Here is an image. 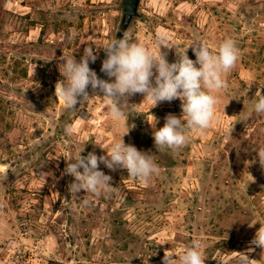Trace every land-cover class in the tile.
<instances>
[{
  "label": "rangeland",
  "instance_id": "374dc122",
  "mask_svg": "<svg viewBox=\"0 0 264 264\" xmlns=\"http://www.w3.org/2000/svg\"><path fill=\"white\" fill-rule=\"evenodd\" d=\"M123 16V0H0V264H163L166 251L178 257L194 241L205 264H235L239 254L226 253L235 248L264 264V249L251 245L264 224V115L254 111L264 95V0H142L126 32L157 53L156 34H166L170 63L176 50L195 61L196 41L217 50L232 37L240 49L217 94L218 119L176 151L157 149L153 133L169 113L181 116L179 99L153 107L135 94L117 124L91 88L74 109L55 96L62 58L79 61L89 45V67L109 79L95 44L115 39ZM126 132L159 174L143 184L100 164L111 193H70L67 159L106 155Z\"/></svg>",
  "mask_w": 264,
  "mask_h": 264
},
{
  "label": "clouds",
  "instance_id": "9594fccd",
  "mask_svg": "<svg viewBox=\"0 0 264 264\" xmlns=\"http://www.w3.org/2000/svg\"><path fill=\"white\" fill-rule=\"evenodd\" d=\"M156 40L160 44L159 53L150 50L126 31L121 39H112L101 46L94 43L97 50L102 47L106 54L101 72L108 80L99 78L89 67V63H95L97 59L91 45L85 47L79 61L74 56L62 58L60 72L64 79L57 81L55 96L63 101L65 108L74 109L78 102L84 103L90 99L88 89L91 88L92 97L103 98L109 104V116L117 124L125 116L123 109L129 105L128 99L135 94H143L144 101H152L153 107L161 102L179 99L181 116L178 118L169 113L163 127L153 133L157 149L179 150L189 142L190 132L203 134L218 119L217 94L227 89L225 77L239 60L240 49L232 37L223 39L217 50L196 41L189 46L195 54V61L189 58L187 50H176L177 58L170 63L166 59L167 53L161 52V46L173 47L168 42L169 37L158 32ZM254 111L264 115V95L259 96ZM66 131L71 133L73 129L69 125ZM128 132L112 142L106 155L97 156L89 152L82 156V149L76 156L67 159L71 162L67 163L65 172L74 178L69 185L70 193L76 195L83 190L97 197L111 193L115 189L111 184L112 177L100 170V164L112 171L126 169L128 176L143 184H148L159 174V166L151 155L125 143L123 137ZM257 157L264 166V147H258ZM83 203H89V199L86 198ZM251 245L264 249V224L257 230ZM202 247L200 241H194L185 246L178 257L166 251L163 264H205ZM251 251L252 248L246 252H236L239 255L235 264H262L261 259L249 258Z\"/></svg>",
  "mask_w": 264,
  "mask_h": 264
},
{
  "label": "water",
  "instance_id": "95a60500",
  "mask_svg": "<svg viewBox=\"0 0 264 264\" xmlns=\"http://www.w3.org/2000/svg\"><path fill=\"white\" fill-rule=\"evenodd\" d=\"M142 0H123L124 16L119 26L116 39H121L123 33L127 31L135 17L140 15V5Z\"/></svg>",
  "mask_w": 264,
  "mask_h": 264
},
{
  "label": "crops",
  "instance_id": "0c3cea01",
  "mask_svg": "<svg viewBox=\"0 0 264 264\" xmlns=\"http://www.w3.org/2000/svg\"><path fill=\"white\" fill-rule=\"evenodd\" d=\"M236 252H238V250H237V248H235V249H232V250H230L229 252H226V253H229V254H234V253H236Z\"/></svg>",
  "mask_w": 264,
  "mask_h": 264
}]
</instances>
